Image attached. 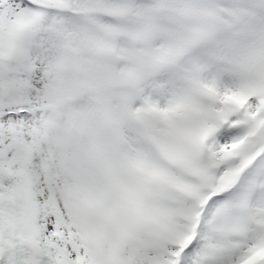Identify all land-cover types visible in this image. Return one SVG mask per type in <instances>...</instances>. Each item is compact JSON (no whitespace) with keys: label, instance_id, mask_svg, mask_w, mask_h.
<instances>
[{"label":"snow or ice","instance_id":"6c2138e0","mask_svg":"<svg viewBox=\"0 0 264 264\" xmlns=\"http://www.w3.org/2000/svg\"><path fill=\"white\" fill-rule=\"evenodd\" d=\"M0 264H264V0H0Z\"/></svg>","mask_w":264,"mask_h":264}]
</instances>
